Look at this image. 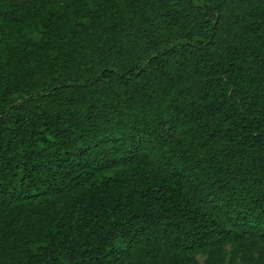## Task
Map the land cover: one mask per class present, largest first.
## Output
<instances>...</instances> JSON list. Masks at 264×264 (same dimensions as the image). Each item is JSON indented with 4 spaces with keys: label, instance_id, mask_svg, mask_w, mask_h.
<instances>
[{
    "label": "trees",
    "instance_id": "1",
    "mask_svg": "<svg viewBox=\"0 0 264 264\" xmlns=\"http://www.w3.org/2000/svg\"><path fill=\"white\" fill-rule=\"evenodd\" d=\"M0 264H264V0H0Z\"/></svg>",
    "mask_w": 264,
    "mask_h": 264
}]
</instances>
